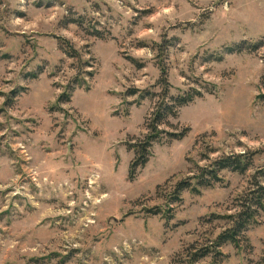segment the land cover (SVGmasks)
<instances>
[{"label":"rangeland","instance_id":"obj_1","mask_svg":"<svg viewBox=\"0 0 264 264\" xmlns=\"http://www.w3.org/2000/svg\"><path fill=\"white\" fill-rule=\"evenodd\" d=\"M146 92L193 95L162 126L188 132L154 142L130 179ZM243 153H257L245 174L174 203L197 166ZM255 182L264 0H0V264H190ZM239 240L195 264H264V210Z\"/></svg>","mask_w":264,"mask_h":264},{"label":"trees","instance_id":"obj_2","mask_svg":"<svg viewBox=\"0 0 264 264\" xmlns=\"http://www.w3.org/2000/svg\"><path fill=\"white\" fill-rule=\"evenodd\" d=\"M61 45L69 57L76 58L75 55L77 56V52L68 44L66 40H62ZM242 46H232L227 48V51L229 53H239L243 51ZM69 50L71 51L69 52ZM37 77L38 74L31 75L32 79H36ZM78 83L79 82L76 84ZM71 89L72 88L70 87V92L74 91ZM139 92L138 90H135L131 92V94L135 95ZM151 96L157 97L158 101L155 108L153 109V112L150 114V118L148 119V134L146 135L145 140L133 146L135 158L131 164L130 179L134 178L138 169L144 167L148 163L151 156L150 150L154 142L160 141V139L163 137H169L172 140H181L188 132L186 129V131L180 133H172L162 129V126L168 125V120L170 118L177 117L178 109L190 103L192 101L193 95L190 94V96L187 95L170 98L167 92H165L163 95L150 94L149 92L142 94V98ZM70 99V94L65 92L60 97V102L69 103ZM256 155L257 153L233 154L220 157L206 166H197L198 172L196 174H193L192 176H189L188 178L183 179L176 184L173 197L177 202L174 203H181V193L186 190L192 193H199L201 189L210 188L217 183H222V171L229 170L232 172L245 174L252 168ZM255 185L256 188L239 199V212L235 215L225 216V219H229V222L231 223V226L228 228V230L222 233L218 239H216V241L211 243L209 246L193 253L190 256V264H195L198 261L213 255V253H216V255L220 254L219 249L224 244L232 243L239 247L240 234L255 221L258 212L264 210V185L259 182H255Z\"/></svg>","mask_w":264,"mask_h":264}]
</instances>
